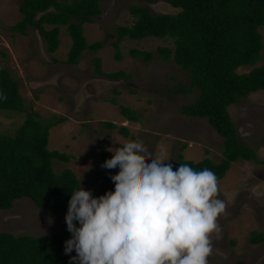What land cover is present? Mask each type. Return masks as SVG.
<instances>
[{"label":"rangeland","instance_id":"374dc122","mask_svg":"<svg viewBox=\"0 0 264 264\" xmlns=\"http://www.w3.org/2000/svg\"><path fill=\"white\" fill-rule=\"evenodd\" d=\"M22 0H0V65L11 72L23 98L21 112L0 111V133H12L25 115L36 111L45 122L53 114L65 120L50 128L49 148L72 153L69 162L54 161V169H72L84 185H96L95 166L102 156L110 158L108 147L123 150L131 141H139L153 155L163 153L173 169L178 168V153L198 162L209 157L219 162L223 157L224 138L210 126L206 118L189 117L181 107L192 102L199 90L178 91L188 87L190 80L173 61L161 58L156 48H174L171 38L148 37L140 40L125 38L120 44L122 60L114 57L111 42L118 35L116 27L131 25V5L150 8L153 14L173 13L176 8L157 0H102V13L93 23H86L83 32L88 43L103 41L98 51L86 49L77 64H67L71 37L61 27V43L56 52H49L44 37L34 27L26 34L14 29L22 18ZM50 26H47L49 28ZM263 48L255 66L264 65V27H261ZM111 34V36H109ZM153 52L149 62L132 57L130 49ZM100 57L104 72L124 71L128 76L109 79L95 71L93 60ZM251 66L237 70L247 72ZM118 91V92H116ZM118 104L140 114V121L130 122L119 113ZM240 142L253 150L257 160H264V90L228 106ZM104 121L129 127L128 137L118 129H107ZM208 151V152H207ZM238 159L218 181L219 198L226 208L218 217L219 230L211 235L213 251L209 264H264V241L249 242L250 232L264 233V163ZM150 162V161H149ZM82 173V176H81ZM83 177V178H82ZM64 214H51L39 209L28 197L16 199L10 209L0 210V232L14 235L42 236L60 229ZM52 218L49 224L47 218Z\"/></svg>","mask_w":264,"mask_h":264},{"label":"trees","instance_id":"16d2710c","mask_svg":"<svg viewBox=\"0 0 264 264\" xmlns=\"http://www.w3.org/2000/svg\"><path fill=\"white\" fill-rule=\"evenodd\" d=\"M153 3L157 0H146ZM176 8L173 13L153 14L148 7L131 5V25L116 27L118 37L111 42L114 57L122 60L120 44L125 38L140 40L148 37L171 38L174 48L158 46V55L165 61L173 60L187 74L188 87L178 91L189 93L199 90V95L181 107L189 117L206 118L210 126L224 138L223 157L215 162L205 157L198 162L183 158L180 163L194 170L209 168L221 180L238 159L257 160L253 150L241 144L228 106L247 98L251 93L264 90V65L255 66L263 48L260 28L264 27V0H162ZM102 0H22L19 11L22 18L14 29L22 34L34 27L46 40L49 52H56L61 43V27L71 37V46L64 60L77 64L86 49L98 51L103 41L88 43L83 32L86 23H93L102 13ZM47 26H50L47 28ZM111 36V34L109 35ZM130 55L149 62L153 52L137 48ZM95 71L109 79L128 75L124 71L107 73L102 69V60H93ZM251 66L247 72L237 69ZM118 92V91H116ZM0 111L21 112L23 98L18 83L11 72L0 65ZM110 102L119 107L120 115L130 122L140 121V114L129 106L118 104L115 97ZM36 111L30 110L12 133H0V210L10 209L17 199L28 197L35 205L51 214H64L71 191L78 187L80 178L70 169L61 172L54 169V161L69 162L72 153L50 149V128L63 122L64 117L53 114L51 119L40 121ZM107 129H118L125 137L130 129L112 121H104ZM34 145V146H33ZM38 145V146H37ZM30 148V149H29ZM208 152V151H207ZM95 166L96 185H84L93 195L105 192L111 195L114 189L109 176L110 169L101 167L106 156L98 159ZM264 163V160H259ZM20 163V164H18ZM66 223L57 231L42 236L14 235L0 232V264H69V256L63 252L64 241L70 238ZM264 241V233L253 230L249 235L251 244ZM75 255V252L71 253ZM231 264H245L236 260Z\"/></svg>","mask_w":264,"mask_h":264},{"label":"clouds","instance_id":"9594fccd","mask_svg":"<svg viewBox=\"0 0 264 264\" xmlns=\"http://www.w3.org/2000/svg\"><path fill=\"white\" fill-rule=\"evenodd\" d=\"M122 147H108L112 155L101 164L116 175L111 195H93L82 179L70 192L64 220L71 235L63 247L69 264H209L211 235L226 208L217 175L184 163L174 170L171 159L139 141Z\"/></svg>","mask_w":264,"mask_h":264},{"label":"bare ground","instance_id":"6f19581e","mask_svg":"<svg viewBox=\"0 0 264 264\" xmlns=\"http://www.w3.org/2000/svg\"><path fill=\"white\" fill-rule=\"evenodd\" d=\"M1 95V94H0ZM34 146V145H33ZM38 146V145H37ZM30 149V148H29ZM18 164H20V163H18Z\"/></svg>","mask_w":264,"mask_h":264}]
</instances>
